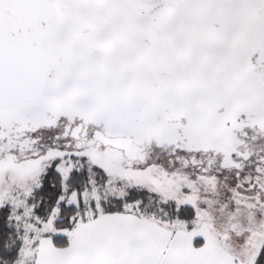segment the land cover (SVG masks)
<instances>
[{
  "label": "rangeland",
  "instance_id": "1",
  "mask_svg": "<svg viewBox=\"0 0 264 264\" xmlns=\"http://www.w3.org/2000/svg\"><path fill=\"white\" fill-rule=\"evenodd\" d=\"M261 14L264 0H0L5 240L63 244L125 211L237 248L264 233ZM96 130L143 151L127 160Z\"/></svg>",
  "mask_w": 264,
  "mask_h": 264
},
{
  "label": "crops",
  "instance_id": "2",
  "mask_svg": "<svg viewBox=\"0 0 264 264\" xmlns=\"http://www.w3.org/2000/svg\"><path fill=\"white\" fill-rule=\"evenodd\" d=\"M200 231L129 211L103 213L78 223L63 245L46 232L22 238L16 264H256L264 244L255 228L238 248Z\"/></svg>",
  "mask_w": 264,
  "mask_h": 264
},
{
  "label": "water",
  "instance_id": "3",
  "mask_svg": "<svg viewBox=\"0 0 264 264\" xmlns=\"http://www.w3.org/2000/svg\"><path fill=\"white\" fill-rule=\"evenodd\" d=\"M264 18V14L258 17L257 31H256V42L254 52L256 53L262 44V39L259 34V28L261 27V20ZM93 139L98 141L103 146H110L118 149L122 152L123 156L127 160H136L138 155L143 151V147L133 143L131 137L125 136H114L110 137L105 135L102 131L96 130L93 133Z\"/></svg>",
  "mask_w": 264,
  "mask_h": 264
},
{
  "label": "trees",
  "instance_id": "4",
  "mask_svg": "<svg viewBox=\"0 0 264 264\" xmlns=\"http://www.w3.org/2000/svg\"><path fill=\"white\" fill-rule=\"evenodd\" d=\"M50 201H52V199H49L48 204L50 203ZM9 212L10 211L7 206L0 207V236L2 237L0 241V264H8L7 262L11 264V262L16 258L18 248L21 244L20 238L19 237L16 238V236L14 237V239L5 240L6 233L9 232V230H11L10 226L7 225L8 224L7 221L9 220L8 219ZM2 232L3 234H1ZM52 238L56 243L57 240L56 236H53ZM65 242L66 240H64V242L61 243L65 244ZM63 244H59V245H63ZM256 264H264V244L259 254V257L256 261Z\"/></svg>",
  "mask_w": 264,
  "mask_h": 264
},
{
  "label": "bare ground",
  "instance_id": "5",
  "mask_svg": "<svg viewBox=\"0 0 264 264\" xmlns=\"http://www.w3.org/2000/svg\"><path fill=\"white\" fill-rule=\"evenodd\" d=\"M105 147H107V146H105ZM110 147V146H109ZM115 149V148H114Z\"/></svg>",
  "mask_w": 264,
  "mask_h": 264
}]
</instances>
